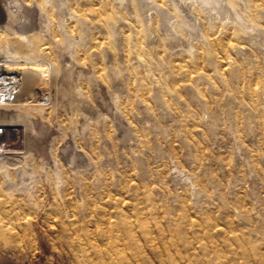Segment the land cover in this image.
Listing matches in <instances>:
<instances>
[{"label": "rangeland", "instance_id": "374dc122", "mask_svg": "<svg viewBox=\"0 0 264 264\" xmlns=\"http://www.w3.org/2000/svg\"><path fill=\"white\" fill-rule=\"evenodd\" d=\"M0 126V264H264V0H0Z\"/></svg>", "mask_w": 264, "mask_h": 264}, {"label": "bare ground", "instance_id": "6f19581e", "mask_svg": "<svg viewBox=\"0 0 264 264\" xmlns=\"http://www.w3.org/2000/svg\"><path fill=\"white\" fill-rule=\"evenodd\" d=\"M3 36H6V34H3ZM18 54V53H17ZM19 55V54H18ZM6 58V60L8 61H12L11 59V54L9 55V53L6 54V56L4 57ZM2 61H5V60H2ZM17 61V60H16ZM4 63V62H3ZM12 65L18 69V70H26L28 67L34 65L32 64L30 61H17V62H13ZM9 125V124H8ZM21 126V125H20ZM16 126L13 130V133H12V136L9 135V130L7 128V126H0V153H5L4 151H2V148H6V149H9V148H12L13 145L15 144H18V140H16L17 136L19 135V133L22 131L25 130V126ZM14 127V126H13ZM11 130V129H10ZM16 137V138H15ZM12 138V139H10ZM15 139V140H14ZM18 139V138H17ZM1 144H4L5 146L1 147ZM14 147V146H13ZM16 148V147H15ZM4 150V149H3ZM7 153V152H6ZM6 155V154H5Z\"/></svg>", "mask_w": 264, "mask_h": 264}]
</instances>
